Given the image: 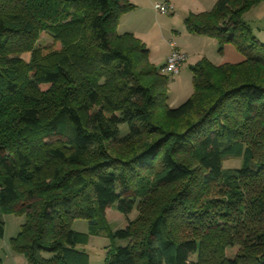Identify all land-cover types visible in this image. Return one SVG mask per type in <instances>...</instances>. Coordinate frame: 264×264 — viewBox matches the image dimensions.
<instances>
[{
	"label": "trees",
	"instance_id": "obj_1",
	"mask_svg": "<svg viewBox=\"0 0 264 264\" xmlns=\"http://www.w3.org/2000/svg\"><path fill=\"white\" fill-rule=\"evenodd\" d=\"M261 1L186 19L245 59L191 65L172 106L170 74L118 31L129 0H0V239L23 214L28 264H86L73 223L114 207L106 264H264V43L242 18Z\"/></svg>",
	"mask_w": 264,
	"mask_h": 264
},
{
	"label": "rangeland",
	"instance_id": "obj_2",
	"mask_svg": "<svg viewBox=\"0 0 264 264\" xmlns=\"http://www.w3.org/2000/svg\"><path fill=\"white\" fill-rule=\"evenodd\" d=\"M134 8L126 12L122 18L119 33L130 32L140 38L149 50L150 60L159 69L164 66L166 59L175 43V46L188 53V59L180 68V73L169 75V103L177 106L185 101L193 92V73L191 65L203 58L209 59L216 65L235 62L233 54L243 59L245 56L232 43L222 45L218 39L207 35L196 34L188 26L186 19L199 11H210L217 0H169L174 3V10L169 13H159L155 3H167L168 0H129ZM245 22L251 27L253 34L264 30V0L257 6L251 7L242 15ZM136 32V34H135ZM264 36V33H263ZM257 37V36H256ZM258 39V38H257ZM43 40L52 42V37L44 36ZM185 52V53H186ZM26 59L28 54L23 55ZM240 61V62H241ZM162 72V69H161ZM164 73V72H162ZM167 74V73H164ZM240 160L227 159L225 167H238ZM137 210L130 215L135 218ZM5 222L4 237L0 239V264H28L23 253L15 252L11 247L12 238L16 237L25 221L23 214L7 212L2 215ZM127 217L116 208L107 211V216L99 225H90L86 219H77L73 229L78 233L76 249L86 256V264H106V257L113 246L125 245V240H111L113 230L124 228Z\"/></svg>",
	"mask_w": 264,
	"mask_h": 264
},
{
	"label": "built area",
	"instance_id": "obj_3",
	"mask_svg": "<svg viewBox=\"0 0 264 264\" xmlns=\"http://www.w3.org/2000/svg\"><path fill=\"white\" fill-rule=\"evenodd\" d=\"M154 7L162 14L169 13L173 10L172 5L169 3H155ZM186 59L187 54L174 46L166 59V63L162 67V72L170 75L179 73L180 68Z\"/></svg>",
	"mask_w": 264,
	"mask_h": 264
},
{
	"label": "crops",
	"instance_id": "obj_4",
	"mask_svg": "<svg viewBox=\"0 0 264 264\" xmlns=\"http://www.w3.org/2000/svg\"><path fill=\"white\" fill-rule=\"evenodd\" d=\"M167 3H169L170 5H172V7H173V10H174V8H175V6H174V3H172L171 1H167ZM257 6V5H256ZM255 7V6H254ZM199 12H201V11H199ZM124 17V16H123ZM122 22H123V18H121V20H120V23H119V26H121L122 25ZM118 26V27H119ZM123 33V32H122ZM263 33H264V30H259V32L258 33H256V36H257V38H258V40L260 41V42H262V43H264V36H263ZM135 34H136V32H135ZM171 45L173 46H175V43H171ZM173 46V47H174ZM177 47V46H176ZM178 49H180L181 51H183V52H186L185 50H183V49H181V48H179V47H177ZM186 54H187V59H188V53L186 52ZM234 55V58H236L235 60V62H240L242 59H243V57H241L240 58V56L239 55H237V54H233ZM169 56V55H168ZM166 63V62H165ZM215 64V63H214ZM180 73V72H179Z\"/></svg>",
	"mask_w": 264,
	"mask_h": 264
}]
</instances>
